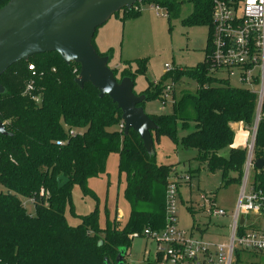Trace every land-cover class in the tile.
<instances>
[{
	"label": "trees",
	"instance_id": "trees-1",
	"mask_svg": "<svg viewBox=\"0 0 264 264\" xmlns=\"http://www.w3.org/2000/svg\"><path fill=\"white\" fill-rule=\"evenodd\" d=\"M10 1L0 0V9ZM188 1L193 12L183 26L210 27L213 0ZM184 3L151 2L166 8L174 17H178ZM121 13L125 19L141 15L135 7L115 17ZM93 45L97 50L94 41ZM97 52L109 57L110 67L113 52ZM33 64L38 69L35 77L28 71ZM132 64L138 68L124 69L120 78L113 70L119 82L131 78L136 85L137 78L147 74L148 59L125 62ZM80 71L79 65H67L57 53H50L15 64L0 77L5 88L0 95V120L10 134L0 135V264L115 263L120 250L128 253L131 249L130 235L163 230L167 185L174 168L156 162V146L162 138L185 150H197L198 161L206 163L212 173L220 171L224 185L241 184L248 148L235 146L233 125L241 124L252 133L260 109L256 93L212 77L205 62L187 72L165 73L157 84H149L139 94L146 96V103L156 99L164 102L167 83L176 86L185 73L196 83L197 90L196 94L186 92L174 100L172 114L149 115L157 126L152 133L155 154L149 155L137 133L125 135L124 130H118L122 112L108 96L100 98L91 84H85L83 89L76 84ZM32 81L34 89L26 92ZM192 128L188 135L179 137V130ZM111 155L119 156L120 175L126 176L124 199L130 206V215L125 227L114 226L115 219L114 224L102 229L98 211L81 217L79 226H69L67 210L70 208L75 215L73 187L95 198L88 183L106 174ZM253 156L256 161L264 160V99ZM62 176L70 182L59 189ZM255 178L264 187V169L257 170ZM41 190L49 196H42ZM21 198L32 200L35 217L27 214Z\"/></svg>",
	"mask_w": 264,
	"mask_h": 264
},
{
	"label": "rangeland",
	"instance_id": "rangeland-1",
	"mask_svg": "<svg viewBox=\"0 0 264 264\" xmlns=\"http://www.w3.org/2000/svg\"><path fill=\"white\" fill-rule=\"evenodd\" d=\"M182 1V0H179ZM184 4L178 17L169 13L166 8H162V17L151 10V3H140L143 7V22L146 30L140 38L122 44L119 54H116L110 64V68L116 71L117 78H120L124 69L135 71L138 67L134 64L125 65V61L135 62L144 59L149 60L148 71L145 76H139L136 80V93H142L148 89L149 84H157L166 73V66H170L176 72H187L195 69L204 62L205 50L207 46L208 28L183 26L193 12V5L184 0ZM165 15H167L165 17ZM113 20V19H112ZM258 73V71H256ZM217 80H226L224 74H214ZM231 86L239 89H247L240 84L237 79L229 81ZM197 85L185 76L174 87V93L165 104L160 100H151L145 104L148 115H170L173 112L174 100H179L183 93L196 94ZM10 124V122H7ZM120 127H118V130ZM190 131L179 130V137L188 135ZM236 144L250 141L251 135L245 127L242 130H235ZM228 152H223L226 155ZM197 150H185L176 146L168 138H162L160 144L156 146V162L159 166H173V175L189 174L192 176V188L182 190V202L179 206L178 221L179 227L190 231L194 225L200 232H195V239H204L218 244H227L231 236L230 225L232 215L237 208L241 193V185L232 184L226 186L222 181L220 171L212 173L206 163L198 161ZM119 158L117 155L110 156L107 162V172L105 175L91 179L88 188L93 192L95 198L85 196L82 189L74 186L72 189V203L75 215L70 208L66 212V220L69 226L77 227L81 222V217L90 216L98 211L99 225L105 229L108 225L114 224L119 229H123L129 218L130 206L123 196L126 185V176L120 175ZM255 173L251 172L250 180H253ZM3 188L0 186V192ZM202 196L213 201L217 208L227 212L224 217L209 215L210 205L202 199ZM27 214L36 216L35 207L30 199L21 198ZM109 220V221H108ZM100 237L104 238L103 235ZM156 244L143 238H134L131 242V249L126 257V264H146L145 258H153ZM253 259L241 255L237 264H247ZM115 264V263H112Z\"/></svg>",
	"mask_w": 264,
	"mask_h": 264
},
{
	"label": "built area",
	"instance_id": "built-area-1",
	"mask_svg": "<svg viewBox=\"0 0 264 264\" xmlns=\"http://www.w3.org/2000/svg\"><path fill=\"white\" fill-rule=\"evenodd\" d=\"M140 3L135 6V10L142 13ZM151 10L162 17L161 6L154 4ZM204 62L212 77L215 78L214 74H224L227 77L226 81L237 79L242 86L252 89L251 92L258 95L259 105H262L264 0H213ZM28 71L34 77L37 76L38 69L35 64L28 66ZM172 71L174 69L166 66V73ZM174 87L173 83H167L163 104L167 102L170 93H174ZM33 89L32 81L26 92ZM119 130H124V122ZM255 139L256 132L253 129L251 140L244 146L248 148V156L243 167L241 193L232 215L231 236L227 244H218L202 238L195 239L192 232L179 227L181 189L192 183V176L189 174L176 176L172 173L166 192L165 228L160 231L145 230L142 235L137 233L130 235L131 240L141 237L156 244L153 258L146 256V264H237L241 255L253 259L247 264H264V187L255 178L257 174L256 160L253 156ZM252 171L255 175L251 181ZM41 195L48 197L49 193L41 190ZM202 199L210 205L209 215L216 217L227 215V212L217 208L213 201L204 196Z\"/></svg>",
	"mask_w": 264,
	"mask_h": 264
},
{
	"label": "water",
	"instance_id": "water-1",
	"mask_svg": "<svg viewBox=\"0 0 264 264\" xmlns=\"http://www.w3.org/2000/svg\"><path fill=\"white\" fill-rule=\"evenodd\" d=\"M154 0H11L0 9V77L12 66L27 62L38 55L57 53L67 65L81 68L76 84L83 89L91 84L99 97L108 96L122 112L124 134H138L146 152L155 154L152 133L157 126L143 106L145 95L135 93V82L124 78L120 82L109 67V57L100 56L93 45L97 31L115 15L130 10L138 3ZM5 88L0 84V95ZM258 112L254 127L260 119ZM0 135L9 136L6 124L0 120ZM255 168L264 169V160ZM62 176L59 189L69 184ZM243 222V220H242ZM127 251L120 250L115 264H126ZM105 264H112L106 260Z\"/></svg>",
	"mask_w": 264,
	"mask_h": 264
},
{
	"label": "crops",
	"instance_id": "crops-1",
	"mask_svg": "<svg viewBox=\"0 0 264 264\" xmlns=\"http://www.w3.org/2000/svg\"><path fill=\"white\" fill-rule=\"evenodd\" d=\"M141 9L143 11V7H141ZM142 13H141L140 17H138L136 19H125V16L123 13H121L117 17L114 16L112 18L113 20L111 19L105 26H103L102 28H100L97 31L96 36L94 38V42H95V46H96L97 50L101 54H107L108 52L112 51L113 56L115 57L116 54L120 53L122 44L125 46V44L127 42H131V41L133 42V41L139 39L141 34L146 30V27H145L144 22H143V16H142L143 14ZM207 28H208V37H209V27H207ZM207 42H208V40H207ZM125 62H129V61H125ZM135 88H136V85H135ZM137 94L139 95L141 93H137ZM144 109L146 110L145 107H144ZM243 128L244 127L241 124L233 125L234 130H242ZM246 143H247V140H244V144L238 143L235 146L236 147H244ZM118 158H119V156H118ZM118 166H119V163H118ZM190 186H191V184L185 185L182 187V189H181V202H182V190L183 189L189 188L190 191H191V189L193 191L196 190L195 188H192ZM125 188H126V185L124 187V191H125ZM124 191H123V196H124ZM195 229H194V225L192 226V228H190V231L192 232L193 235L195 234V232H200L202 234L203 231H201L199 228L196 230Z\"/></svg>",
	"mask_w": 264,
	"mask_h": 264
}]
</instances>
